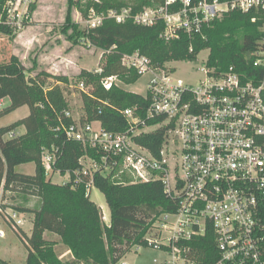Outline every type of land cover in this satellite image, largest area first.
<instances>
[{
    "label": "built area",
    "instance_id": "obj_1",
    "mask_svg": "<svg viewBox=\"0 0 264 264\" xmlns=\"http://www.w3.org/2000/svg\"><path fill=\"white\" fill-rule=\"evenodd\" d=\"M32 1L4 0L0 23L13 30L24 29L23 16ZM176 3L177 9L171 10ZM232 10L261 13L264 32V0H163L135 13L130 7L103 13L91 8L84 22L85 29H92L104 18L118 23L131 19L145 26L162 20L165 29L161 36L168 40L177 38L179 30L189 35L200 33L205 24ZM256 18L254 15L251 20ZM246 59L253 74L249 79L247 69L229 66L218 72L204 63L198 67L202 78L193 82L175 78L172 67L165 63L154 66L138 51L125 53L121 57L124 67L148 75L141 95L149 103L143 113L137 106L124 108L121 114L126 127L116 132L104 130L96 120L81 123L73 119L64 128L68 139L92 149L97 156L85 152L79 159L80 170L74 172V184L84 182L87 193L94 173L123 184L163 183L175 208L158 214L141 243L131 247L159 251L161 264H197L195 256L186 254V242L209 229L218 253L210 264H264V34ZM118 80L111 75L102 78L101 84L109 89ZM78 86L89 92L83 81ZM66 115L71 116L69 111ZM170 124L157 153L137 140ZM56 158L54 150H42L45 177L51 179L56 173L67 176L64 182L70 181L69 172L54 170ZM0 213H5L14 227L23 224L15 209L0 208ZM101 217L105 219L102 213ZM120 264L127 263L123 260Z\"/></svg>",
    "mask_w": 264,
    "mask_h": 264
},
{
    "label": "trees",
    "instance_id": "obj_2",
    "mask_svg": "<svg viewBox=\"0 0 264 264\" xmlns=\"http://www.w3.org/2000/svg\"><path fill=\"white\" fill-rule=\"evenodd\" d=\"M4 0H0V10ZM223 1V0H222ZM68 8L62 27L66 37L78 43H88L104 51L101 72L82 69L79 77L88 85L89 92H81L83 114L81 123L99 121L104 130L116 132L125 129L126 121L121 111L126 107L137 106L143 113L149 103L148 98L112 84L105 89L101 79L116 75L124 84L134 83L140 75L121 64L125 53L138 51L147 56L154 66H163L173 60H196L197 54L209 50L206 64L222 71L233 66L238 71L247 69V77L253 76L251 62L247 55L253 51L264 32L261 29V13L251 10L242 12L232 10L221 19L205 24L200 33L187 34L178 31V37L164 39L165 29L162 20L150 26L134 23L131 19L118 23L104 18L102 23L92 29H79L72 18L74 8L82 16L93 8L98 13L108 9L130 7L132 13L145 6L161 4L163 0H66ZM176 3L171 10L177 9ZM33 9V4L30 5ZM256 15V20L251 18ZM4 18V15H2ZM0 33L12 34L13 29L0 23ZM49 78L55 82L48 83ZM61 84H67L65 75H50L41 70L27 76L17 55L0 62V100L7 97L9 103L0 108V117L26 105L28 114L7 125L0 126V197L5 192L22 197L24 204L10 205L17 211L32 212L33 221L30 235L19 227H12L27 251L25 264H117L135 244L141 243L155 217L175 208L173 200L166 196L160 180L148 182L118 183L100 173L93 174V186L105 196L109 209V224L102 222L100 208L90 200L84 182L74 184V172L80 170L79 159L88 152L97 157L90 148L66 137L64 128L73 123L66 115L69 111ZM24 126L23 133L4 135ZM160 127L151 133L137 137V140L157 153L163 135L168 127ZM43 149L56 152L54 170L69 172L71 180L53 183L45 177L40 156ZM33 162L34 173L18 172L15 167ZM30 197L39 200L38 206H28ZM7 206L0 204L1 209ZM1 214V213H0ZM56 234L73 256L70 261H61L55 251L54 241L43 237L44 232ZM186 254L194 257L197 264H210L218 257L215 239L209 229L203 236L186 242ZM0 264H9L0 259Z\"/></svg>",
    "mask_w": 264,
    "mask_h": 264
},
{
    "label": "rangeland",
    "instance_id": "obj_3",
    "mask_svg": "<svg viewBox=\"0 0 264 264\" xmlns=\"http://www.w3.org/2000/svg\"><path fill=\"white\" fill-rule=\"evenodd\" d=\"M84 2L85 0H81V3ZM32 4L33 9L30 8ZM30 5L22 20L25 24L24 30H13L10 35L0 33V62L8 60L11 55H17L27 76H32L41 70L52 76L65 75L68 78V83L61 84V87L68 103L69 113L77 121L84 111L81 98L82 91L78 86V83L82 81L79 72L82 69L93 72L99 69L104 61V51L90 45L87 40L73 43L62 33L68 8L66 0H33ZM225 14L218 19H221ZM72 18L79 29H85L84 16L79 9H73ZM208 54L209 50L204 49L197 54L196 60H173L165 62V64L167 67L173 68L175 78L195 82L203 76L198 67L206 63ZM147 79L148 75L142 74L134 83L124 84L118 80L116 85L125 90L143 94L146 91ZM54 82V78L48 79V83ZM27 113L26 105L11 111L0 117V126L24 117ZM16 130L19 133L23 132L24 128L21 126ZM4 138H8V135H4ZM34 168V163L28 162L16 166L15 170L33 174ZM66 179L67 176L63 177L55 173L51 182L60 184ZM1 197L6 200L4 204L7 206L24 204L22 197L15 193L5 192ZM89 198L100 208L102 216H104L103 211L107 212L106 218H102L103 223L107 222L109 220L108 205L104 194L97 187L92 186ZM29 203L31 206H38L39 200L36 197H30ZM0 215L3 217H0V229L5 232L0 237V257L11 264H25V247L14 232L15 229L11 223L6 220L5 213ZM23 228L28 230V224L23 225ZM154 259H158V261L154 262ZM161 259L162 255L157 250L143 247L139 251H135L134 248H131L119 260L118 264L123 260L127 264H161Z\"/></svg>",
    "mask_w": 264,
    "mask_h": 264
},
{
    "label": "crops",
    "instance_id": "obj_4",
    "mask_svg": "<svg viewBox=\"0 0 264 264\" xmlns=\"http://www.w3.org/2000/svg\"><path fill=\"white\" fill-rule=\"evenodd\" d=\"M24 30V29H23ZM60 85H61V83H60ZM9 103V99L7 98V97H5V98H3V99H1L0 100V108H2L3 106H5V105H7ZM24 106V105H23ZM23 106H21V107H23ZM21 107H18L17 109H19V108H21ZM28 108V107H27ZM17 109H15V110H17ZM14 111V110H13ZM28 114V113H27ZM26 116V115H25ZM22 118V117H21ZM20 119V118H19ZM17 120V119H16ZM15 121V120H14ZM7 125V124H6ZM1 126H4V125H1ZM21 126H19L18 128H20ZM23 128H24V126H22ZM24 131H25V128H24ZM23 131V132H24ZM14 133H17V130L15 129L14 131H13ZM23 132H19V133H23ZM7 135V134H6ZM16 168V167H15ZM6 202V200L5 199H2V197H0V204L1 203H5ZM27 205L28 206H31V204L28 202L27 203ZM5 209H11L10 207H6ZM103 211V210H102ZM19 213H20V216H21V218L23 219V224L19 227V229L20 230H22L26 235H30V233H31V229H32V221H33V213L32 212H24V211H18ZM104 212V216H105V218H106V214H107V212H105V211H103ZM108 216H109V209H108ZM0 217H2L1 215H0ZM3 218V217H2ZM109 218V217H108ZM109 221V220H108ZM25 224H28V230H25L24 228H23V225H25ZM1 231H3L2 229H0ZM14 230V229H13ZM14 232L17 234V231L16 230H14ZM4 231H3V235H4ZM2 235V236H3ZM2 236H0V237H2ZM17 236H18V234H17ZM43 237L45 238V239H47V240H51V241H54L55 242V244H54V248H55V251H56V254H57V256H58V258L61 260V261H63V262H65V261H70V260H72L73 259V256H72V253H71V251H70V249L66 246V245H64L61 241H60V239H59V237L56 235V234H54V233H51V232H44V234H43ZM18 238H19V236H18ZM20 239V238H19ZM21 241V240H20ZM22 243V242H21ZM23 244V243H22ZM23 246H24V244H23ZM26 250V249H25ZM26 255H27V251H26ZM0 259H2L1 257H0ZM2 260H5V259H2ZM25 260H26V258H25ZM5 261H7V260H5ZM8 262V261H7ZM9 264H11L10 262H8Z\"/></svg>",
    "mask_w": 264,
    "mask_h": 264
}]
</instances>
